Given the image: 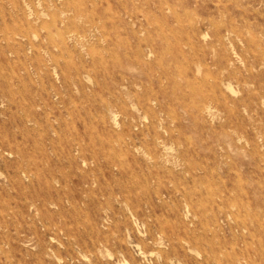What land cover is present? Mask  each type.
<instances>
[{
	"label": "rangeland",
	"instance_id": "1",
	"mask_svg": "<svg viewBox=\"0 0 264 264\" xmlns=\"http://www.w3.org/2000/svg\"><path fill=\"white\" fill-rule=\"evenodd\" d=\"M0 264H264V0H0Z\"/></svg>",
	"mask_w": 264,
	"mask_h": 264
},
{
	"label": "bare ground",
	"instance_id": "2",
	"mask_svg": "<svg viewBox=\"0 0 264 264\" xmlns=\"http://www.w3.org/2000/svg\"><path fill=\"white\" fill-rule=\"evenodd\" d=\"M74 66V65H73ZM36 104V103H35ZM9 208V207H8ZM162 252V251H161ZM145 258V257H144Z\"/></svg>",
	"mask_w": 264,
	"mask_h": 264
}]
</instances>
